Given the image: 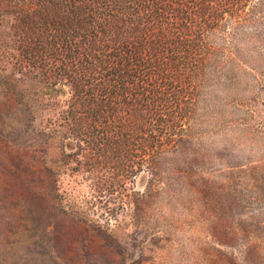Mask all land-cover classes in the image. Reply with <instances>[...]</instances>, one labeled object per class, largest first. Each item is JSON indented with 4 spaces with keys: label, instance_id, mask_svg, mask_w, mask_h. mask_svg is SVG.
Here are the masks:
<instances>
[{
    "label": "rangeland",
    "instance_id": "374dc122",
    "mask_svg": "<svg viewBox=\"0 0 264 264\" xmlns=\"http://www.w3.org/2000/svg\"><path fill=\"white\" fill-rule=\"evenodd\" d=\"M250 4L260 20L209 41L193 151L158 175L93 163L65 119L70 85L0 17V264H264V2Z\"/></svg>",
    "mask_w": 264,
    "mask_h": 264
},
{
    "label": "trees",
    "instance_id": "16d2710c",
    "mask_svg": "<svg viewBox=\"0 0 264 264\" xmlns=\"http://www.w3.org/2000/svg\"><path fill=\"white\" fill-rule=\"evenodd\" d=\"M4 1L22 55L70 85L65 119L80 150L126 174L134 157L158 175L193 151L210 39L229 21L260 20L252 0Z\"/></svg>",
    "mask_w": 264,
    "mask_h": 264
}]
</instances>
